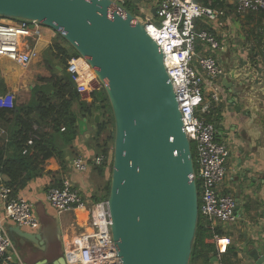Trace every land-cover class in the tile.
Wrapping results in <instances>:
<instances>
[{"label":"water","instance_id":"1","mask_svg":"<svg viewBox=\"0 0 264 264\" xmlns=\"http://www.w3.org/2000/svg\"><path fill=\"white\" fill-rule=\"evenodd\" d=\"M0 17L36 20L57 31L104 83L115 131L107 202L123 264H190L199 192L191 143L161 47L134 14L113 0H0ZM243 75L236 68L227 72L224 91L245 92L246 82H237ZM94 120L100 123L99 112ZM11 231L44 252L40 264H48L49 257H57L49 264H67L64 254L47 253L43 232L19 226ZM249 258L251 264H264V242Z\"/></svg>","mask_w":264,"mask_h":264},{"label":"built area","instance_id":"2","mask_svg":"<svg viewBox=\"0 0 264 264\" xmlns=\"http://www.w3.org/2000/svg\"><path fill=\"white\" fill-rule=\"evenodd\" d=\"M127 0H113L124 6ZM237 14L264 13V0H233ZM157 13L144 12L140 21L146 32L161 47L164 54V68L170 76L183 115L184 130L193 145L194 178L199 192V212L205 226L213 233L211 241L219 254L228 252L232 241L229 236L219 234L217 228L236 224L241 215L238 202L231 194L222 193L227 162L231 150L226 142L217 139V122L214 109L222 101L221 79L226 69L216 56L222 48L217 35L210 29H201L198 21H215L220 12L197 0H158ZM0 17V58H7L24 68L40 57L41 43L45 37V25L36 20ZM58 33V32H57ZM75 89L88 101L92 92L104 89L95 69L88 60L79 55L68 60ZM88 96V97H87ZM15 93H0V107L13 108ZM92 99V97H91ZM195 150V151H194ZM110 156L104 154L86 158L76 156L72 167L86 173L92 166L110 167ZM47 202L58 214L83 208L88 216L91 231L80 232L71 250L78 264H123L118 256L113 234L112 218L107 200L87 204L84 194L69 179L62 186H52L46 192ZM0 264H25L13 238L7 231L6 223L11 222L22 229L31 231L40 228L35 205L26 197L13 194V189L0 176ZM70 252V253H71Z\"/></svg>","mask_w":264,"mask_h":264},{"label":"crops","instance_id":"3","mask_svg":"<svg viewBox=\"0 0 264 264\" xmlns=\"http://www.w3.org/2000/svg\"><path fill=\"white\" fill-rule=\"evenodd\" d=\"M197 1L220 12L217 20L207 22L201 19L197 24L199 28L210 29L217 35L222 48L216 51V56L226 69V74L236 68L238 74H244L237 82L242 79L249 86L237 96L228 91L226 93L222 88V101L217 105L215 114L218 118L217 139L226 142L231 150L227 173L220 191L236 198L238 213L241 215L236 224L220 226L224 235L229 236L232 241L228 252L221 257L226 264H251L250 251L264 242V13L237 14L233 0ZM140 2L146 12L151 11L154 14L153 9L158 0ZM54 34H51L53 39L45 33L40 47L41 53L49 52L48 49H43V43L50 46L57 38ZM51 57L53 58L52 55ZM238 57L242 59L241 62H237ZM9 61L11 60L0 58V93L14 92L15 98L28 103L33 100L37 91L50 89L37 86V77L41 75L38 73L41 66L40 57L27 68ZM53 62H56V59L53 58ZM58 66L61 65L56 64V67ZM58 70L61 74L63 67ZM5 85L6 91L1 92ZM75 110L77 112V106ZM78 124V136L70 145L63 144L60 138L56 140L57 146L64 150L66 162L63 166L56 156L49 158L44 163V172L19 192L20 196L34 203L40 220L38 230H24L43 232L49 241L47 253H55L58 257L64 254L67 264H78L75 262L76 255L71 250L80 232L91 231L87 224L88 216H85L87 213L83 208L58 214L47 202L46 192L50 187L69 179L80 186L87 204L90 205L98 202L96 197L105 192L109 178V171L101 175L95 169L96 166H92L84 176H78L77 173L80 172L73 169L72 161L76 156L92 158L98 155L90 143L96 125L94 118H80ZM8 139L9 124L0 119V146L8 143ZM97 173L102 177V181H105L104 184L96 185L93 181V175L98 178ZM2 214L3 206L0 202V215ZM6 227L22 261L25 264H40L44 252L34 249L32 244L23 238L14 236L11 228L16 225L13 223L7 222ZM30 248L34 249L33 254L28 253ZM49 258L52 262L57 257ZM217 260L215 264H219Z\"/></svg>","mask_w":264,"mask_h":264},{"label":"trees","instance_id":"4","mask_svg":"<svg viewBox=\"0 0 264 264\" xmlns=\"http://www.w3.org/2000/svg\"><path fill=\"white\" fill-rule=\"evenodd\" d=\"M124 7L136 15L135 6L130 8L131 5L130 7L124 5ZM57 34L59 40L67 42L61 34ZM59 40L55 39L48 49L56 62H53L52 57L49 61L46 60L47 63L49 62L48 66L46 62L39 61L42 64L39 63L41 66L38 73L41 75L37 77V86L50 89L37 91L31 102L25 103L15 98L13 108L0 107V119L9 124V141L0 146V176L13 189V194L18 195L30 181L44 172V163L49 158L56 156L63 166L66 162L64 150L57 146V138L62 139L63 144L70 145L78 136L79 119L93 120L95 113L99 112L101 121L95 125L94 130L96 148L99 154L110 156L111 160L110 167L105 165L95 167L101 175L106 171H109L110 175L105 192L97 196L96 200L98 202L107 200L111 187L115 132L112 109L105 89H102L105 92L104 97L98 95L101 90L92 92L91 102L84 100L77 92L75 83L67 71L68 60L75 56L69 54L64 42L60 43ZM76 56H79L77 52ZM56 64L63 67L61 74ZM6 88L5 85L1 92L6 91ZM213 113L214 118L212 116L207 118L218 122L216 108ZM105 132L108 133L103 139L102 135ZM62 185L63 182L57 186ZM217 232L224 234L220 226ZM212 235L200 216L190 264H215L214 258L218 256V252L215 244L209 241Z\"/></svg>","mask_w":264,"mask_h":264},{"label":"rangeland","instance_id":"5","mask_svg":"<svg viewBox=\"0 0 264 264\" xmlns=\"http://www.w3.org/2000/svg\"><path fill=\"white\" fill-rule=\"evenodd\" d=\"M127 4H129V6L127 5ZM125 6H127V7H130V5H131V7L130 8H132L133 6H135V8H137V10H135V12H136V15L140 18V19H142L143 18V13L144 12H146V9L141 5V2H140V0H127V2H126V4H124ZM139 6H142V8H139ZM145 9V10H144ZM1 19H3V20H9V18H1ZM45 28V33L47 34V36L49 37V36H51L52 37V35L51 34H54L55 36H57L58 37V34H57V31H55V30H53V29H51L50 27H47V26H44ZM53 38V37H52ZM54 39V38H53ZM56 39H58V38H56ZM54 41V40H53ZM64 42V44H65V46H66V48H67V50H68V52H69V54H71V55H73V56H76V50L73 48V47H71L67 42H65V41H60V43H63ZM48 46L49 45H47L46 43H43V49L44 50H47V49H49L48 48ZM44 53H41V56H40V60H41V62L43 63V62H46V60H48L49 61V59H51V53L50 52H48V53H46L45 51H43ZM9 62H11V61H9ZM41 62H39V63H41ZM41 63V64H42ZM47 64H49V62L47 63L46 62V65ZM48 66V65H47ZM104 90H101V91H99L98 92V95H101V97H104L105 95H104V93L105 92H103ZM88 97V96H87ZM89 99H88V101L90 102V101H92V99H91V97H88ZM107 133L108 132H105L103 135H102V138L104 139L105 137H106V135H107ZM90 143H91V145L93 146V148H95V153L96 154H99V150L96 148V141H95V138H94V135L91 137V139H90ZM192 149H193V145H192ZM195 151V150H194ZM86 173H84V172H80V173H77V175L78 176H84ZM97 175H98V173H97ZM110 176V175H109ZM92 179H93V181L95 182V184L96 185H101V184H104V182L105 181H102V177H100V175H98V178L95 176V175H93V177H92ZM78 188L81 190V188H80V186H78ZM102 195V194H101ZM60 250H62V248L60 247ZM222 263L223 264H226L225 263V261H224V259H222Z\"/></svg>","mask_w":264,"mask_h":264},{"label":"bare ground","instance_id":"6","mask_svg":"<svg viewBox=\"0 0 264 264\" xmlns=\"http://www.w3.org/2000/svg\"><path fill=\"white\" fill-rule=\"evenodd\" d=\"M85 216H87V215H85Z\"/></svg>","mask_w":264,"mask_h":264}]
</instances>
